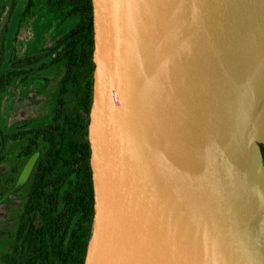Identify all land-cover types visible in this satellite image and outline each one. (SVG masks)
Masks as SVG:
<instances>
[{"label": "water", "instance_id": "water-1", "mask_svg": "<svg viewBox=\"0 0 264 264\" xmlns=\"http://www.w3.org/2000/svg\"><path fill=\"white\" fill-rule=\"evenodd\" d=\"M92 3L85 264H264V0Z\"/></svg>", "mask_w": 264, "mask_h": 264}, {"label": "trees", "instance_id": "trees-1", "mask_svg": "<svg viewBox=\"0 0 264 264\" xmlns=\"http://www.w3.org/2000/svg\"><path fill=\"white\" fill-rule=\"evenodd\" d=\"M18 0H0V18ZM39 16L69 31L52 46L19 57L0 49V105L10 88L63 68L50 123L7 130L0 120V165L38 156L10 252L1 264H85L95 219L89 143L95 66L92 0H28L20 31ZM10 56H9V55ZM264 165V144L256 143Z\"/></svg>", "mask_w": 264, "mask_h": 264}, {"label": "rangeland", "instance_id": "rangeland-1", "mask_svg": "<svg viewBox=\"0 0 264 264\" xmlns=\"http://www.w3.org/2000/svg\"><path fill=\"white\" fill-rule=\"evenodd\" d=\"M27 1L18 0L14 13L10 17L5 13L0 18V49L9 54L16 50L19 57L52 46L71 26L70 23L60 26L53 18L39 16L17 31ZM63 74V68H56L36 75L25 84L15 83L0 105V120L6 129L15 131L22 126L50 123ZM261 108L262 103L259 102L257 109ZM37 160L38 156H34L21 163L18 173L15 159L0 165V257L10 252L13 246L17 222Z\"/></svg>", "mask_w": 264, "mask_h": 264}, {"label": "bare ground", "instance_id": "bare-ground-1", "mask_svg": "<svg viewBox=\"0 0 264 264\" xmlns=\"http://www.w3.org/2000/svg\"><path fill=\"white\" fill-rule=\"evenodd\" d=\"M262 103V108L257 109L258 104ZM251 139L257 143L264 144V79L261 85L251 119Z\"/></svg>", "mask_w": 264, "mask_h": 264}]
</instances>
